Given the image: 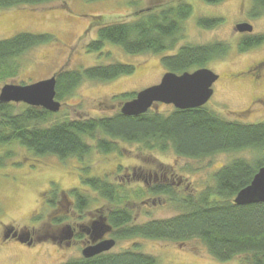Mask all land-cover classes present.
<instances>
[{"label":"trees","instance_id":"obj_1","mask_svg":"<svg viewBox=\"0 0 264 264\" xmlns=\"http://www.w3.org/2000/svg\"><path fill=\"white\" fill-rule=\"evenodd\" d=\"M51 1L58 0H0V8L33 6ZM203 1L216 4L223 0ZM128 4L135 8L133 19L104 24L96 20L92 23L94 27L98 24L97 35L89 43L88 52H101L110 44L133 55L147 52L162 54L161 62L167 72L177 74L206 67L208 62L229 52V45L219 41L201 45L181 44L186 37L185 21L193 13V5L186 0L148 7L134 0ZM250 13L253 17L264 15V0H253ZM94 18L97 16L94 15ZM220 21L218 17L197 19L198 25L204 28H213ZM53 37L49 33L21 32L0 40V80L17 73L18 59L22 54L40 44L54 41ZM263 43L264 34H260L244 38L238 47L241 52H246ZM135 69L134 64L116 60L81 69L62 70L56 74V98L66 100L85 80L110 81L131 75ZM136 94L121 93L113 100L124 104L134 99ZM59 113L26 103L0 101V146L3 148L0 166L12 160L15 153L12 148L17 146L36 156L53 155L63 161L77 158L82 162V187L70 191L72 205L76 211L83 213L91 209L93 202L103 201L100 206L105 215H100L98 219L104 218L105 223L114 228L116 241L143 237L186 242L197 238L217 260L227 261L243 256L240 264H264V203L238 205L234 202L236 195L251 184L258 170L264 167V121L246 123L226 119L206 105L190 109L173 106L168 114L154 105L138 116L124 115L120 108L112 115L83 119L60 118ZM122 144H134L140 150L152 153L173 150L177 156L191 159L246 150L258 154L252 159H232L214 172L213 185L183 199L178 198L172 186L162 182L144 189L148 194L178 199L175 202L183 211L172 217L138 223L128 204L133 198L146 193L141 188H133L131 183L92 175L91 165L86 161L94 150L105 155L116 154L120 158L124 151ZM127 168L128 165L118 163L113 171L114 178L124 176ZM155 175L159 178V174ZM81 188L96 192L97 200ZM51 191L49 203L54 205L60 190L54 185ZM65 219L60 217L52 221L53 224H60ZM46 227L54 229L56 226L46 225L43 233ZM111 251L93 257H74L60 264H158L156 256L138 248Z\"/></svg>","mask_w":264,"mask_h":264},{"label":"rangeland","instance_id":"obj_2","mask_svg":"<svg viewBox=\"0 0 264 264\" xmlns=\"http://www.w3.org/2000/svg\"><path fill=\"white\" fill-rule=\"evenodd\" d=\"M130 1L133 0H58L33 6L0 8V40L21 32L49 33L54 36V41L33 47L20 56L17 73L0 80V91L4 84H32L51 78L62 70L81 69L116 60L134 64L136 69L133 74L110 81L85 80L71 96L61 101L62 108L58 117L83 119L112 115L123 104L120 100H113L115 95L137 93L159 84L167 72L161 62L162 54L147 52L133 55L110 44L101 52L87 51L89 43L97 35L98 24H94V27L92 23L96 20L104 24L133 19L136 11L129 6ZM134 1L142 2L148 7L162 6L165 2L172 3L175 0ZM186 1L193 5V13L185 21L186 37L181 44L201 45L219 41L230 47L226 56L206 65L220 75L206 106L226 119L246 123L263 122L264 84H256L251 76L237 78L233 74L264 60V43L241 53L238 44L243 34L236 31L237 24L250 23L254 34H264V15H251L253 0H223L216 4H207L203 0ZM200 17H218L221 21L213 28H204L197 23ZM255 99L258 100L254 101ZM172 107L161 104L158 109L168 114ZM122 146L124 151L120 158L116 154L105 155L94 150L86 160L91 165V174L109 176L116 182L131 183L133 188H141L142 192L155 183L162 182L172 186L179 199L189 194H198L206 186L213 185L214 172L232 159H252L258 154L256 151L246 150L191 159L179 157L173 150H156L152 153L142 151L134 144ZM12 150L15 151L12 160L0 166V264H60L81 256L85 245L81 239L74 236L69 244L62 242L59 246V242L43 237L41 232L46 225H53L52 220L60 213L67 216L65 224L76 233L80 225L105 215L100 206L103 204L101 200L93 202L91 209L83 213L74 211L71 207L73 197L70 191L82 187V162L74 157L63 161L53 155L36 156L19 146ZM2 151L0 146V154ZM118 163L128 165V168L124 176L114 178L113 171ZM155 174H159V178L156 179L158 175ZM54 185L60 191L55 204L50 205L51 189ZM89 193L97 200L96 192ZM144 193L145 196L133 198L128 204L132 207L138 223L172 217L183 211L178 202H175L178 199L162 194ZM6 226L28 229L33 238L32 243L27 245L16 240L4 241L3 230ZM127 248H138L156 256L158 264H240L244 259L243 256H237L232 260H217L197 238L186 242L143 237L118 239L111 252Z\"/></svg>","mask_w":264,"mask_h":264},{"label":"water","instance_id":"obj_3","mask_svg":"<svg viewBox=\"0 0 264 264\" xmlns=\"http://www.w3.org/2000/svg\"><path fill=\"white\" fill-rule=\"evenodd\" d=\"M236 29L241 33L253 31L250 23H240ZM219 79V74L202 67L192 72L182 74L167 72L161 82L139 91L136 97L126 101L121 112L127 116H138L146 113L156 103L173 105L178 109H190L204 106L214 93L213 85ZM56 75L32 84H4L0 91L1 102L26 103L43 107L51 112H59L62 103L56 98ZM238 205L264 203V167L255 174L251 184L242 189L235 197ZM105 228V227H104ZM103 227L95 232H100ZM116 245L113 238L83 249L84 257H93L110 251Z\"/></svg>","mask_w":264,"mask_h":264},{"label":"flooded vegetation","instance_id":"obj_4","mask_svg":"<svg viewBox=\"0 0 264 264\" xmlns=\"http://www.w3.org/2000/svg\"><path fill=\"white\" fill-rule=\"evenodd\" d=\"M251 8H252V6H251ZM251 8H250V10H251ZM236 31L238 32L237 29H236ZM242 34H243V36H242L243 38L241 39V41L244 38H250V37L258 36V35L260 36V34H254L253 31L249 32V33H242ZM253 48H251V49H253ZM241 53H245V52H241ZM233 75L237 78H242L244 76H251L253 81L256 84H259V83L264 84V60L259 61L255 65L248 67L246 70H243V71L238 72V73L233 74ZM219 79H220V75H219ZM260 86H261V84H260ZM256 100H258V99H255L254 101H256ZM156 179H157V177H156ZM71 204H73V200H72ZM55 206H58V205H55ZM71 207H72V209H74L73 205ZM74 211H76V210L74 209ZM58 213H60V209H58ZM60 217L62 219L67 218V216H63L60 213L54 217V220L58 219ZM65 221H66V219L64 221L60 222V224L58 223L59 225L53 224L54 223L53 222L52 224L55 225L56 227L54 229L53 228L47 229V227H46V231L47 230H49V231L43 234V230H44L43 229L41 232V235L43 237H50L53 240H56V242H59L58 243L59 246H61L60 243H62V242H66V244H69L70 241L73 239V237L76 236L78 239H81L85 244L82 248V251H81L82 255L81 256H83V249L88 247V246L95 245L102 240H106V239H110V238L115 239V241L117 239L114 235L115 234L114 232H116V231L114 230V228L112 226H109L107 223H105L104 218L98 219V217H97L96 219H90L86 224L80 225L79 231L77 233L70 226H67L65 224ZM101 227H103L102 231H100L98 233L95 232L98 228H101ZM3 233H4L3 234V238H4L3 240L4 241L16 240L19 243L27 244V245H30L33 241L32 240L33 238H32L30 231H28V229H25V228L14 229V227L6 226L3 230ZM43 237H40V239ZM81 256H79V257H81Z\"/></svg>","mask_w":264,"mask_h":264}]
</instances>
